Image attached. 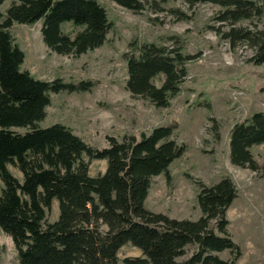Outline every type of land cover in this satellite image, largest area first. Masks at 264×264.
Returning <instances> with one entry per match:
<instances>
[{
	"label": "trees",
	"instance_id": "1",
	"mask_svg": "<svg viewBox=\"0 0 264 264\" xmlns=\"http://www.w3.org/2000/svg\"><path fill=\"white\" fill-rule=\"evenodd\" d=\"M0 0V229L12 237L19 264H118V252L127 244L143 257L128 264H236L241 246L228 232L226 213L238 190L229 177L213 185L199 183L197 195L202 215L179 220L146 207L155 177L171 178L170 166L187 146L173 138L178 121L155 127L150 134L109 136V146L86 143L70 127L56 123L41 127L51 104V94L87 92L89 81L43 80L24 69L26 54L16 42L14 23L33 25L43 20L45 45L61 55L81 56L104 45L112 28L99 0ZM139 12L142 0H112ZM166 3L168 0H157ZM190 6L212 3L221 8L217 20L231 29L223 34L232 44L253 48L250 58L264 64V28H236L241 21L260 18L264 3L258 0H183ZM76 31L65 33L64 24ZM127 88L135 96L168 108L188 78V63L195 57L179 45L130 43ZM163 76L160 86L155 79ZM19 129V130H18ZM22 130V131H20ZM264 144V111L236 123L230 134V161L264 177V164L253 154ZM106 160L104 173L92 176L86 160ZM23 174L20 180L9 169ZM59 218L49 222L53 202ZM195 252L185 260L187 247ZM229 250L230 259L217 253ZM1 259V250H0Z\"/></svg>",
	"mask_w": 264,
	"mask_h": 264
},
{
	"label": "rangeland",
	"instance_id": "2",
	"mask_svg": "<svg viewBox=\"0 0 264 264\" xmlns=\"http://www.w3.org/2000/svg\"><path fill=\"white\" fill-rule=\"evenodd\" d=\"M142 1L145 8L135 12L112 0H99L107 10L112 28L103 46L78 57L57 54L45 45L41 33L43 20L33 25L14 23L11 32L26 54L24 69L38 79L62 78L69 83L85 80L93 84L87 92L51 94V104L40 125H65L86 143L105 148L109 146V136L119 140L125 135L140 137L142 133L150 134L155 127L178 121L173 138L187 149L171 164L170 179L165 175L154 178L146 207L170 218L196 221L202 215L197 201L199 183L210 186L229 177L238 190L226 213L228 232L242 250L236 264H264V177L233 165L229 146L233 126L264 111V64L250 61L254 50L248 44H232L223 37L231 26L218 22V5L190 6L183 0ZM10 3L6 1L1 10L4 12ZM235 27L263 29L264 14ZM76 30L72 24L63 25L65 33ZM133 41L179 45L183 52L195 57L188 63V78L170 107L157 108L128 90L125 54ZM162 80L161 75L155 84L160 86ZM252 151L256 161L264 164V144ZM86 160L90 163V175L106 171V160ZM9 169L23 179L18 168L9 165ZM2 187L0 180V194ZM59 214L55 200L47 214L48 221L58 220ZM196 249V245L190 244L178 260L189 258ZM0 250V264H19L15 243L2 229ZM217 255L224 260L231 256L229 250ZM139 257H143L142 251L127 244L118 252V264H128L126 260Z\"/></svg>",
	"mask_w": 264,
	"mask_h": 264
},
{
	"label": "crops",
	"instance_id": "3",
	"mask_svg": "<svg viewBox=\"0 0 264 264\" xmlns=\"http://www.w3.org/2000/svg\"><path fill=\"white\" fill-rule=\"evenodd\" d=\"M146 202H147V200H146Z\"/></svg>",
	"mask_w": 264,
	"mask_h": 264
}]
</instances>
